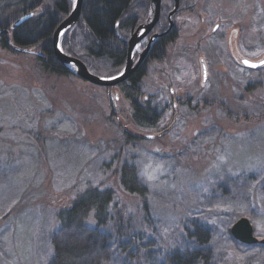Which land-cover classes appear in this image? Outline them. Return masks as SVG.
<instances>
[{
    "label": "rangeland",
    "instance_id": "obj_1",
    "mask_svg": "<svg viewBox=\"0 0 264 264\" xmlns=\"http://www.w3.org/2000/svg\"><path fill=\"white\" fill-rule=\"evenodd\" d=\"M190 6L171 19L177 34L164 59L144 66L138 99L156 109L154 127L132 122L120 87L46 73L33 48L0 46V264H46L58 212L90 188L114 195L111 227H100L117 237L106 264H121L130 250L129 264H162L186 242L190 219L212 229L222 264H264V245L227 235L243 217L264 238V66L250 72L225 59L232 32L241 55L264 57V0ZM173 99L183 104L174 109ZM126 162L145 195L122 187ZM86 223L96 225L94 212Z\"/></svg>",
    "mask_w": 264,
    "mask_h": 264
},
{
    "label": "trees",
    "instance_id": "obj_2",
    "mask_svg": "<svg viewBox=\"0 0 264 264\" xmlns=\"http://www.w3.org/2000/svg\"><path fill=\"white\" fill-rule=\"evenodd\" d=\"M161 1L157 29L163 30L167 25L166 16L174 3L173 0ZM73 2L74 0H0V30L10 31L12 44L33 48L36 61L46 73L75 76L55 60L51 43L54 30L70 13ZM195 3L196 0H179L178 12ZM33 10H38V14L11 29L13 21ZM151 11L150 0H82L77 22L65 30L59 39L61 50L80 60L96 76H114L121 71L126 61L125 40L138 24L145 22ZM175 37L176 32H170L155 40L148 53L149 60L164 59L166 48ZM0 46L16 53L9 48L4 36L0 37ZM92 61L99 62L102 67L97 68L98 64H92ZM143 77L144 70L140 66L126 83L117 86L130 103L132 122L137 127L148 128L154 127L159 118L154 107L138 99ZM120 182L127 193H147L136 169L130 163L121 165ZM113 198L110 189L90 188L67 208L60 210L57 214L58 227L50 235L52 254L46 264L108 263L117 237L102 231L100 227L103 226L106 230L111 227ZM90 212H94L96 225L93 227L86 223ZM186 224V242L172 252H166L162 264H222L223 261L211 245L212 229L197 219H190ZM227 235L232 238L229 230ZM131 238L133 241V237ZM129 243H119L118 247L123 252L129 251ZM257 246L261 244L248 247L255 249ZM130 251L128 258L121 264H129L128 259L133 257Z\"/></svg>",
    "mask_w": 264,
    "mask_h": 264
},
{
    "label": "water",
    "instance_id": "obj_3",
    "mask_svg": "<svg viewBox=\"0 0 264 264\" xmlns=\"http://www.w3.org/2000/svg\"><path fill=\"white\" fill-rule=\"evenodd\" d=\"M173 1H174L173 9L168 14V27H167V29L163 33L153 35L150 38L146 48L139 54L136 62H134V60L132 58V54L134 52V49L136 48L138 42L147 33H149L151 31V29L154 27V25L156 24L158 17H159V9H160L161 0H150L151 9H152V11H151L152 16L150 18H148L146 24L139 25L135 29V31L131 34L129 39L126 41L127 49H126L125 66L119 74L113 76L115 78H113V77L104 78V77H99V76H96V75L90 73L87 70L86 66L80 60H78L75 57H71V56L63 53V51L59 47V39H60L61 35L63 34V32L65 30H67L68 28H70L71 26H73L79 18L82 0H74V3H73V6H72L70 13L67 15V17L64 20H62L59 23V25L56 27V29L53 32L51 43H52L54 58H55V60H57L60 64H62L65 67H68L69 65H73L75 67V70L71 71V72L76 77L80 78L81 80H83L85 82H88V83L93 84L95 86L104 87V88L115 87L118 84L126 81L141 66V64L143 63L145 56L148 52L152 38L161 37L164 34H167L171 30L173 23L170 19V16L177 11L178 5H179V0H173ZM36 14H37V10H33V11L28 12V13H25L19 19H17L15 22H13L11 24V29H14L15 27L21 25L22 23L26 22L27 20H29L30 18H32ZM2 32L5 33V35H6L5 40L9 46V48L14 50L15 52H22V53L32 52V50H30V49H24V48H21V47H18L16 45L12 44L10 41L9 32L7 30H5V31L0 30V34H2ZM245 60L249 61L250 64L257 65V66L251 67L248 64L243 63V61H245ZM262 61H264V57H262L259 60H250L247 58H242L240 60V63L245 68L259 69L260 67L264 66L261 64ZM199 62H200V66H201V68H200L201 69V83H203L206 80V67H205V63H204L203 59H200ZM229 232H230V234L234 240H236L242 244L254 245V244L259 243L261 245H264V238L258 239L253 235L252 226L246 218L241 217V218L237 219L232 224V226L230 227Z\"/></svg>",
    "mask_w": 264,
    "mask_h": 264
},
{
    "label": "flooded vegetation",
    "instance_id": "obj_4",
    "mask_svg": "<svg viewBox=\"0 0 264 264\" xmlns=\"http://www.w3.org/2000/svg\"><path fill=\"white\" fill-rule=\"evenodd\" d=\"M73 3H74V2H73ZM173 3H174V1H173ZM173 6H174V5H173ZM172 9H173V8H172ZM178 9H179V5H178ZM178 9H177V11H176L174 14H172V15L170 16V19H172L173 16L176 17V15L178 14ZM170 11H171V10H170ZM168 14H169V13H168ZM168 14H167V16H166V19H167V25H166V27H165L163 30L157 29V25H158L157 23H158V20H159V18H160V16H159V17H158V20H157V22H156V24H155L154 27L151 29V31H150L149 33H147V34H146V35H145V36H144V37L138 42V44H137V46H136V48L134 49V52H133V54H132V58H133L134 62H136V60H137L139 54H140V53L146 48V46H147V44H148L150 38H151L153 35L163 33V32L167 29V27H168ZM150 15H152V14H150ZM148 18H149V17H148ZM148 18L145 20V22H142V23L138 24V26H139V25L146 24ZM138 26H136V28H137ZM136 28H135V29H136ZM135 29L133 30V32L135 31ZM216 29H217V28H215L214 31H215ZM133 32H132V33H133ZM170 32H172V33L176 32V34H177V30H176L174 24H173L171 30H170L168 33H170ZM132 33H131V34H132ZM168 33H167V34H168ZM131 34H130V36H131ZM164 35H166V34H164ZM164 35H163V36H164ZM130 36H129V37H130ZM236 36H237L236 32H232V34L229 35V38L235 40V39H236ZM161 37H162V36H161ZM158 38H160V37L152 38V40H151V42H150V46H149L148 52H147V54H146V56H145V59H144L143 63L141 64V66L143 67V70H144V68H145L144 66H146V63H147L148 60H149L148 53H149V50H150V48H151V46H152V43H153L155 40H157ZM223 38H225V43H226V46H227V37L223 36ZM229 38H228V39H229ZM128 39H129V38H128ZM230 39H229V44H230V45H229V49H228L227 55L225 56L226 62L228 63L229 61L233 60V62H234L235 64H238L239 66L243 67V66L241 65V63H240V60H241L242 58H247V59H250V58L241 55V53H239V51H238V48H237V46H236V43H235L234 41H231ZM126 49H127V48H126ZM200 59H202V58L200 57L199 60H200ZM250 60H255V59H250ZM227 65H230V64L228 63ZM205 67H206V65H205ZM243 68L246 69V70H248V71H250V72H251V71H252V72H259V70L261 69V67H260L259 69H249V68H245V67H243ZM206 69H207V68H206ZM135 72H136V71H135ZM144 72H145V70H144ZM127 80H128V79H127ZM124 83H126V81H124ZM170 92H171V91H170ZM172 101H173V103H172V107H173L174 109H176V107H178V106H180V105L183 104V102H182L181 99H173Z\"/></svg>",
    "mask_w": 264,
    "mask_h": 264
},
{
    "label": "snow or ice",
    "instance_id": "obj_5",
    "mask_svg": "<svg viewBox=\"0 0 264 264\" xmlns=\"http://www.w3.org/2000/svg\"><path fill=\"white\" fill-rule=\"evenodd\" d=\"M243 63L248 64V65L251 66V67H256V66H257V65H252V64H250V62L247 61V60L243 61ZM261 64L264 65V61H262ZM113 78H115V77H113ZM145 174H146V173H145ZM149 179H151V176H149Z\"/></svg>",
    "mask_w": 264,
    "mask_h": 264
}]
</instances>
